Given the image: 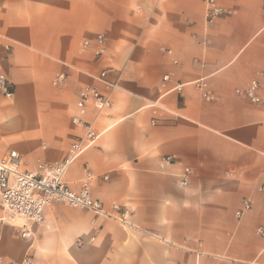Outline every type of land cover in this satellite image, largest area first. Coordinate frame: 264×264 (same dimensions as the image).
Segmentation results:
<instances>
[{
	"label": "crops",
	"instance_id": "crops-1",
	"mask_svg": "<svg viewBox=\"0 0 264 264\" xmlns=\"http://www.w3.org/2000/svg\"><path fill=\"white\" fill-rule=\"evenodd\" d=\"M216 1L225 14L207 25L204 0H0V44L11 47L0 72L13 85L10 99L0 96V160L17 152L30 171L63 160L81 134L71 124L78 93L96 88L110 107L85 119L100 136L63 182L78 192L89 173L105 211H129L122 225L54 204L30 241L0 211V258L264 264V77L260 105L236 93L264 73V3ZM58 74L66 78L54 86ZM244 199L251 209L238 218Z\"/></svg>",
	"mask_w": 264,
	"mask_h": 264
},
{
	"label": "built area",
	"instance_id": "built-area-1",
	"mask_svg": "<svg viewBox=\"0 0 264 264\" xmlns=\"http://www.w3.org/2000/svg\"><path fill=\"white\" fill-rule=\"evenodd\" d=\"M204 5L207 25L214 24L225 14L224 9L217 4L216 0H204ZM96 41L99 48L95 55L101 56L104 54L103 38L97 37ZM88 46V42L82 44L83 48ZM10 51V45L7 43L0 44V66L9 56ZM105 76L106 72H101L98 80L102 81ZM263 77L264 73H259L249 81L243 90H236V93L251 104L260 105L262 98L259 94V79ZM65 78L64 74H58L52 84L57 86ZM166 79L167 77L164 78V80ZM195 86L201 91V96L205 101L213 100V95L205 81H197ZM0 96L8 99L13 96V85L3 72H0ZM109 107L110 101L107 96L100 93L96 88L84 87L78 93L76 115L71 118V124L79 129L81 134L71 139L63 160L56 162L36 160L32 171L27 169L26 161L17 152L10 151L0 160V211L4 214V219L13 223L14 227L18 229L21 239L31 240L29 227L41 224L45 209L54 204L90 211L105 219H112L122 225L126 224L129 216L128 210L113 205L111 207L112 212H107L99 201L91 197L88 190V183L91 179L89 173H86L78 192L71 191L63 182V176L71 163L85 150L92 147L100 136L92 123L85 119L88 110L93 109L99 114ZM152 124H154L153 121ZM172 159V157H164L161 162H169ZM189 175L190 170L185 168L180 180L181 186L184 187L188 184ZM250 209L251 201L244 199L242 209L236 212V216L240 218L244 212ZM257 234L264 239L263 229L258 228ZM32 263L33 257L29 254H26L19 262H10L0 258V264Z\"/></svg>",
	"mask_w": 264,
	"mask_h": 264
}]
</instances>
